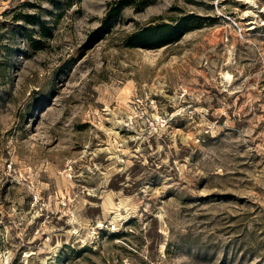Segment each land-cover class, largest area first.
Returning a JSON list of instances; mask_svg holds the SVG:
<instances>
[{"label": "rangeland", "instance_id": "374dc122", "mask_svg": "<svg viewBox=\"0 0 264 264\" xmlns=\"http://www.w3.org/2000/svg\"><path fill=\"white\" fill-rule=\"evenodd\" d=\"M0 264H264V0H0Z\"/></svg>", "mask_w": 264, "mask_h": 264}, {"label": "trees", "instance_id": "16d2710c", "mask_svg": "<svg viewBox=\"0 0 264 264\" xmlns=\"http://www.w3.org/2000/svg\"><path fill=\"white\" fill-rule=\"evenodd\" d=\"M117 7L111 6L108 8L105 16H104V23H106L115 13H116Z\"/></svg>", "mask_w": 264, "mask_h": 264}, {"label": "bare ground", "instance_id": "6f19581e", "mask_svg": "<svg viewBox=\"0 0 264 264\" xmlns=\"http://www.w3.org/2000/svg\"><path fill=\"white\" fill-rule=\"evenodd\" d=\"M225 76H226V78H228V77H229V74H228V73H226V74H225ZM229 78H230V77H229ZM229 78H228V79H229ZM123 101H124V100H123Z\"/></svg>", "mask_w": 264, "mask_h": 264}]
</instances>
